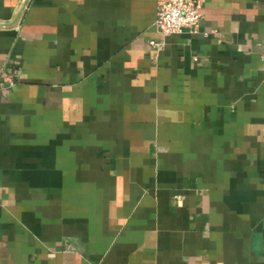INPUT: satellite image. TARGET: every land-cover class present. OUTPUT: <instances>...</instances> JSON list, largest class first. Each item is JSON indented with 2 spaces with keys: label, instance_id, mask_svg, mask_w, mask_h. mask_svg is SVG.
<instances>
[{
  "label": "crops",
  "instance_id": "1",
  "mask_svg": "<svg viewBox=\"0 0 264 264\" xmlns=\"http://www.w3.org/2000/svg\"><path fill=\"white\" fill-rule=\"evenodd\" d=\"M159 1L0 0V264H264V0Z\"/></svg>",
  "mask_w": 264,
  "mask_h": 264
},
{
  "label": "built area",
  "instance_id": "2",
  "mask_svg": "<svg viewBox=\"0 0 264 264\" xmlns=\"http://www.w3.org/2000/svg\"><path fill=\"white\" fill-rule=\"evenodd\" d=\"M203 0H162L157 4L154 26L160 35L158 39H150L149 44L159 48L163 39L170 34L178 33L183 28L195 29L200 18ZM260 59L264 64L263 50ZM15 81L12 76L3 78L1 85L11 88Z\"/></svg>",
  "mask_w": 264,
  "mask_h": 264
}]
</instances>
